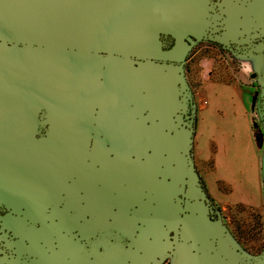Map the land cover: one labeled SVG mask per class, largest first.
<instances>
[{
  "label": "water",
  "instance_id": "water-1",
  "mask_svg": "<svg viewBox=\"0 0 264 264\" xmlns=\"http://www.w3.org/2000/svg\"><path fill=\"white\" fill-rule=\"evenodd\" d=\"M100 6L110 4L100 0ZM123 8L101 13L99 21L118 25L115 40L130 39L131 54L141 59L127 80L126 97L117 100L119 121L109 133L114 140L95 144L99 153L109 145L103 152L114 154V170L124 173V185H130L128 204L114 203L115 213L106 217L87 210L71 216L72 224L62 223L60 217L49 222L32 219L37 216L29 213L25 191L43 183L46 156L58 152L60 144L37 139L42 126L20 124L39 118L46 96L37 87L43 85L32 79L27 64L0 61V210H8L0 215V232L18 239L14 244L30 264H163L172 242L173 219L208 233L219 222L207 203L192 154L195 105L184 69L186 49L181 41L165 52L156 39L142 42L140 30H135L140 14ZM227 16L225 29L235 33L228 27L235 22V13ZM253 17L241 14L242 35L249 36V24H260L264 14ZM221 18L213 9L214 32L220 30L215 27ZM50 145H57V150ZM12 221L35 230L50 229L52 234L34 241Z\"/></svg>",
  "mask_w": 264,
  "mask_h": 264
},
{
  "label": "flooded vegetation",
  "instance_id": "flooded-vegetation-1",
  "mask_svg": "<svg viewBox=\"0 0 264 264\" xmlns=\"http://www.w3.org/2000/svg\"><path fill=\"white\" fill-rule=\"evenodd\" d=\"M103 1L110 6L101 7L100 0H0V61H13L18 67L27 64L32 79L43 85L37 89H43L46 96L39 118L20 124L42 126L36 138L60 144L58 152L46 156V175L40 185L52 183L62 199L45 203L42 214L32 219L58 221L60 214L55 211L64 210L68 191L75 190L82 198L86 185L94 184V173L103 171L106 157L110 166L115 161L111 151L98 153L95 144L114 140L115 136L109 133L119 121L117 100L126 97L127 80L141 59L131 54L130 39L115 40L118 25L99 21L101 13L121 12L124 7L125 11L140 14L141 22L135 30H140L142 42L156 39L162 52L182 42L189 87L187 65L197 57L209 56L216 50L241 63L243 87L256 95L252 133L259 157L253 209L257 211L256 232L263 238L251 251L238 246L236 261L225 264H264V71L244 72L250 63L242 58L262 52L264 62V19L260 24L257 21L249 24L252 33L248 38L240 33L239 24L243 11L252 20L257 12L264 14V0ZM213 9L215 14L222 15L221 25L215 27L220 30L215 32ZM229 12L235 13L234 24L228 25L235 33H229L223 23ZM102 148L109 149V145ZM128 163L125 155V167ZM54 175L60 178V183L55 182ZM96 184L101 187L98 180ZM80 204H84L83 198ZM67 211L70 216L76 213L73 209ZM110 211H116L114 200ZM7 213L5 208L0 210L1 216ZM11 240L18 241L12 237ZM18 249L15 245L6 254L24 255L21 264H30L31 259Z\"/></svg>",
  "mask_w": 264,
  "mask_h": 264
},
{
  "label": "rangeland",
  "instance_id": "rangeland-1",
  "mask_svg": "<svg viewBox=\"0 0 264 264\" xmlns=\"http://www.w3.org/2000/svg\"><path fill=\"white\" fill-rule=\"evenodd\" d=\"M242 58L245 63H250V65L246 64L244 72L257 69L264 71L262 52L259 55L251 53ZM240 65L241 63L236 59L224 57L216 50H213L209 56L197 57L187 65V77L197 110L196 120H199L197 130L199 146L206 154H211L216 149L220 152L228 150L229 157L234 162V165L226 170V175L233 185H226L230 193L224 194L226 195L225 201L234 207H225L222 210L214 206L209 199L207 202L221 224H218L211 239L205 245L200 246L204 252L205 264H225L236 261L239 247L230 234L232 230L239 235L242 246L249 251L259 246L263 238L256 232L255 215L257 211L251 207L236 206L242 202H251L252 191L258 180L257 159L259 156L252 133L253 103L256 101V95L252 90L243 87L245 78ZM96 151L98 152V149ZM94 176V184L86 185L84 188L83 205L80 204L82 198L75 190L68 191L64 210L55 211L60 214L62 223H73L74 217L68 214V209L76 212L74 216L91 210L95 213H103L106 217L110 213L113 200L115 204H124L123 202L128 204L126 201L130 196L128 191L130 185H124L127 182L125 174L114 170L113 166L109 165L107 157L103 171L95 172ZM54 179L55 182L60 183L57 175H54ZM96 180L101 183V187L96 184ZM49 185H36L32 189L23 190L30 202L29 213L31 215H41L45 203H54L62 199L56 186L52 183ZM23 191H19V194L24 195ZM118 193L119 198L117 199ZM176 222L177 220L172 223L170 229L173 239H175L174 234L176 237ZM11 225L34 241L41 236L48 237L52 234L50 229L26 228L21 222L12 221ZM34 245L37 247L36 243ZM14 248L15 244L11 237L0 232V250H4L0 251V264H21L20 261H24V255L6 254V252H12Z\"/></svg>",
  "mask_w": 264,
  "mask_h": 264
},
{
  "label": "crops",
  "instance_id": "crops-1",
  "mask_svg": "<svg viewBox=\"0 0 264 264\" xmlns=\"http://www.w3.org/2000/svg\"><path fill=\"white\" fill-rule=\"evenodd\" d=\"M196 114L197 110L195 106L194 136L192 148L195 168L212 204L222 210L225 207H234L232 204H229L225 201L226 195H224L230 193V189L227 188L226 185H233V182L226 175V170H228V167L234 165L233 160H231L229 157L230 152H228V150L220 152L218 151V149H216L215 152L206 154L200 148L199 142L197 141L199 120H196ZM241 182L242 184H244L242 178ZM256 187L257 184L255 185V189H253L252 191L250 203L242 202L241 204L236 206L254 208ZM218 224H221V222H216V224H214V228L211 230V232L208 233L205 231L191 229L182 221L179 222L177 220L175 224L176 237L174 234L175 239L172 238L174 241L172 240L169 246L168 254L163 264H205L204 252L202 251L203 249H201L200 246L205 245L206 242L211 239V236L214 235L215 229H217Z\"/></svg>",
  "mask_w": 264,
  "mask_h": 264
},
{
  "label": "trees",
  "instance_id": "trees-1",
  "mask_svg": "<svg viewBox=\"0 0 264 264\" xmlns=\"http://www.w3.org/2000/svg\"><path fill=\"white\" fill-rule=\"evenodd\" d=\"M202 186H203L205 192H207L205 187H204V185H203V183H202ZM215 218H216V216H215ZM230 234H231L232 238L234 239V241L237 243V245L238 246H242V241H241L239 235H237L236 232H234L233 230L230 232Z\"/></svg>",
  "mask_w": 264,
  "mask_h": 264
}]
</instances>
